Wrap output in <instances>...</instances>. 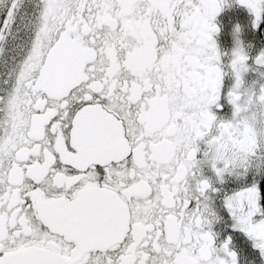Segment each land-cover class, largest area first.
Masks as SVG:
<instances>
[{
    "label": "snow or ice",
    "instance_id": "obj_1",
    "mask_svg": "<svg viewBox=\"0 0 264 264\" xmlns=\"http://www.w3.org/2000/svg\"><path fill=\"white\" fill-rule=\"evenodd\" d=\"M226 6L0 0V264H264V49L223 59Z\"/></svg>",
    "mask_w": 264,
    "mask_h": 264
},
{
    "label": "flooded vegetation",
    "instance_id": "obj_2",
    "mask_svg": "<svg viewBox=\"0 0 264 264\" xmlns=\"http://www.w3.org/2000/svg\"><path fill=\"white\" fill-rule=\"evenodd\" d=\"M229 4L231 6H226L215 20L220 31L214 35V39L219 49L226 54L223 59H229L236 47L237 39L243 42L254 58L259 51L264 49V39L260 38L264 33L252 27V17L246 8L239 5L236 0H229ZM237 25L241 29L239 33L235 32ZM253 63L254 59H250L249 64L252 65ZM247 78L249 80L256 79V73L249 72Z\"/></svg>",
    "mask_w": 264,
    "mask_h": 264
},
{
    "label": "clouds",
    "instance_id": "obj_3",
    "mask_svg": "<svg viewBox=\"0 0 264 264\" xmlns=\"http://www.w3.org/2000/svg\"><path fill=\"white\" fill-rule=\"evenodd\" d=\"M237 27H238V25H237L236 28H235V32H236V33H239V32L241 31V29H240L239 32H237ZM239 27H240V26H239Z\"/></svg>",
    "mask_w": 264,
    "mask_h": 264
}]
</instances>
